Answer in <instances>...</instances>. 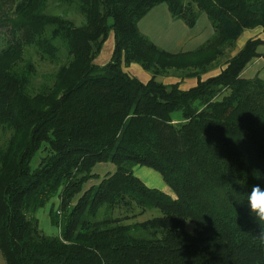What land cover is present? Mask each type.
Segmentation results:
<instances>
[{"label":"trees","instance_id":"1","mask_svg":"<svg viewBox=\"0 0 264 264\" xmlns=\"http://www.w3.org/2000/svg\"><path fill=\"white\" fill-rule=\"evenodd\" d=\"M161 3L190 27L206 14L214 34L189 51L158 46L139 23ZM258 27L264 0H0L6 264H264V222L245 200L264 186V77L244 75L264 39L233 54ZM111 31L112 58L99 65ZM62 51L66 63L37 85L33 53L57 62ZM132 62L152 78L126 71ZM172 73L199 82L157 79ZM101 163L115 167L100 174ZM136 166L158 171L169 190L148 186ZM56 197L51 235L38 212Z\"/></svg>","mask_w":264,"mask_h":264},{"label":"crops","instance_id":"2","mask_svg":"<svg viewBox=\"0 0 264 264\" xmlns=\"http://www.w3.org/2000/svg\"><path fill=\"white\" fill-rule=\"evenodd\" d=\"M139 26L141 31L145 35L150 37L158 46L172 53H178L182 51H189L196 49L202 44H204L214 33V28L206 14H202L198 19L196 25L190 27L189 25H187V23L184 20L174 18L169 9V6L166 3H161L155 6L147 15H145L142 18V20L139 23ZM248 31L249 32H247V30L245 31L246 39L244 41L241 40L243 39L242 35H244L245 32L238 39L233 54L237 53V51H239L247 42V40H249L250 38L260 37L264 39V29L262 27H258L255 29H248ZM108 39H106L104 45ZM112 42L113 43H111L107 47L108 49L106 54H104V52L102 53L104 49V45H103V48L100 52L101 55L97 60L95 58V63L99 65H104L110 61L115 47V41L112 40ZM261 59H264V56L259 57L254 61V63H256V66L260 65V63L262 62ZM223 68H225V65H218L212 68L211 70L203 73L201 75V79H207L208 77L217 75L221 72ZM255 68L257 69L254 75L260 74L258 73L259 71L258 67ZM125 70L128 71L130 74L138 77L143 82H148L152 78V74L150 72H146L144 67L136 62H132L130 65L126 66ZM248 72H251V70H249V67L245 70L244 75L247 77H252L253 74H250ZM260 75L264 77L263 73ZM161 79L166 84L179 83L182 89H189L191 87H194L199 82L198 76L182 77L178 75V73H172L170 75H162ZM113 168L114 166L110 165L109 170H112ZM137 168L138 167L135 168L136 174L148 186L169 190L168 184L160 176L161 174H159L158 171L156 170L153 171L152 168H149L147 166L140 167L138 170ZM53 203L58 204L59 198L56 197L47 206L41 208L38 212V217L40 219L41 227L44 229L46 233L51 235H57L59 233V229L58 227L52 225L49 216V210Z\"/></svg>","mask_w":264,"mask_h":264},{"label":"rangeland","instance_id":"3","mask_svg":"<svg viewBox=\"0 0 264 264\" xmlns=\"http://www.w3.org/2000/svg\"><path fill=\"white\" fill-rule=\"evenodd\" d=\"M73 18L75 19L74 20L75 23L78 24V25H81L83 23V21H84V19H82L81 17H79L77 19V21H76V18L75 17H73ZM247 32H249V31L247 30ZM112 34H113V31L110 32V34H109L110 37L108 36L109 39L107 38L108 40H107V42L104 45V49L102 51V53L104 52V54H106V52H107V49H108L107 47L111 43H113L112 40L115 41V35L114 34L112 35ZM242 36H243V39L241 41H244L246 39V32ZM261 50L264 51V47H262ZM65 53H66L65 51H62L61 52V54L59 55V58H58L57 62H51L50 60H44V59L41 58L40 54H38L37 52H34L33 53V58L35 59V61L37 62V65H38V75L36 76L37 77L36 78V84L37 85H39V83L43 82L44 77L46 75H53L62 64L66 63L67 56H66ZM100 55H101V53L99 54V56L96 57V60L100 57ZM261 60H262V62L260 63V65H257L256 66V63H253L251 67L249 66V70H251V72H248V73L253 74V76H254V73H255V71L257 69L255 67H258V69H259L258 73H260V74L263 73L264 74V59H261ZM146 72H149V71L146 70ZM161 78H162V75L157 76V79L160 80V81H162ZM107 165H109V166H107ZM110 165H112V166L115 167V165L113 163H101V164H98V166L96 168L97 169V172L100 173V174L106 173L110 169ZM136 167H138L137 168V170H138L140 167H143V166H136ZM135 171H136V169H135ZM153 171H155V169H153ZM160 176L163 178L162 175H160ZM151 212L152 211L148 212L144 216H138L137 219H139V220L146 219V218H148L152 214ZM153 212L159 214V210L158 209L153 210ZM53 226H55V225H53ZM5 263H6L5 256H4V254L0 250V264H5Z\"/></svg>","mask_w":264,"mask_h":264},{"label":"clouds","instance_id":"4","mask_svg":"<svg viewBox=\"0 0 264 264\" xmlns=\"http://www.w3.org/2000/svg\"><path fill=\"white\" fill-rule=\"evenodd\" d=\"M246 193L245 200L251 214L259 223L264 222V186L260 184L253 185ZM258 237L264 241V228H262Z\"/></svg>","mask_w":264,"mask_h":264}]
</instances>
